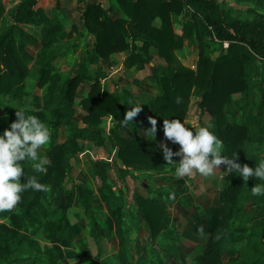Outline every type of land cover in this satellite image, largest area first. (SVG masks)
I'll return each instance as SVG.
<instances>
[{
	"label": "trees",
	"instance_id": "trees-1",
	"mask_svg": "<svg viewBox=\"0 0 264 264\" xmlns=\"http://www.w3.org/2000/svg\"><path fill=\"white\" fill-rule=\"evenodd\" d=\"M116 1L125 17L115 20L109 19L100 2L84 5L82 25L94 36L95 41L85 51L84 60H78L72 73L63 76L54 64L64 47L59 38L64 27L58 12H63L59 1L53 13L48 15L45 12V0H17L7 11L10 19L2 21L6 10L0 0V96H7L13 104L6 112V119L0 117V135L10 128L16 119L15 111L19 109H24L26 115L37 116L50 131L53 128L57 130L61 125L69 128L63 142L54 144L53 136L50 135V144L44 150L51 161L47 174L36 173L29 163L22 165L26 176L35 175L40 183L50 186L51 190L47 193L31 189L25 191L16 209L0 212V264H62L60 249L68 250L75 246L71 223L65 211L72 201H76L87 212L91 197L85 191V184L74 182L70 174L72 156L83 146L82 141L104 148H116L123 165L118 171L124 175L134 170L153 173L165 171V162L150 134L141 139L138 136L125 137L117 131L118 128H124L121 124L124 117L120 94L131 97L125 90L119 91L118 85H114L113 92H108L99 81H93L86 96L79 99L75 96L78 85L90 77L88 64L106 59L112 53L131 47L124 61L125 66L143 68L152 58L149 47L154 46L165 64L150 67L161 88V94L146 102L151 112L162 122L167 119L183 122L191 91L196 88L200 92L197 105L214 117L225 157L235 159L237 155V162L241 165L248 164L252 168L259 166L258 156L243 151L242 146L246 141L256 145L264 143V84L261 85L255 116L245 122L232 123L228 120V113L231 110L229 105L234 101L232 95L248 93L256 61H264V15L256 14L252 19H241L230 14L219 0ZM237 1L264 6L261 0ZM185 6L189 8L187 20L182 24L179 34L173 29L171 15L180 14ZM155 20L159 21V25L155 24ZM26 25L39 27L40 47L35 55L26 47L38 45V39L25 28ZM194 36L199 41V53L193 69L179 61L176 51L182 48L184 38L192 41ZM224 41L228 42L226 48L222 45ZM218 48L220 50L216 57L205 52V49ZM34 67L38 75L35 81L32 80L34 85L42 87L47 84L41 96L26 90L31 81L27 75ZM177 97L182 101L179 104L176 103ZM56 111L62 114L59 121ZM109 116L115 122L107 135L97 134L93 128L100 127L103 118ZM78 121L84 126L78 125ZM188 127L195 134L194 127ZM87 171L113 206H120L121 211L125 207L140 211L147 222L151 241L158 239L157 242H160V237L170 226L165 200L169 203L175 201L176 192L153 191V195L149 192V195L144 196L134 191L132 205H127V201H120L119 193L112 188L105 162L90 161ZM230 172L233 176L223 190V200L209 231L202 264H220L225 238H234L230 221L245 197L247 184L253 183L252 177L245 183L238 172ZM21 182L25 183L26 178L21 177ZM66 184L71 185L68 188ZM147 186L145 189L152 191ZM173 193L174 199H170ZM260 224L264 227V219ZM113 225L117 228L118 236V249L112 255L113 261L133 264L127 256L122 220L115 217ZM39 230L43 231L42 238L47 241L44 247L36 239ZM89 234L97 236L94 226L89 229ZM159 255L155 248L152 249V264H163Z\"/></svg>",
	"mask_w": 264,
	"mask_h": 264
},
{
	"label": "rangeland",
	"instance_id": "rangeland-1",
	"mask_svg": "<svg viewBox=\"0 0 264 264\" xmlns=\"http://www.w3.org/2000/svg\"><path fill=\"white\" fill-rule=\"evenodd\" d=\"M50 1L51 3L54 2V0ZM2 2L6 11L1 19L8 21L7 11L12 7L13 1L2 0ZM220 3L222 7L229 11V13L231 12L230 14L241 19H252L256 14L264 15V6L256 3L247 2L239 4L236 0H220ZM65 5L68 16L71 17L74 14L71 21H74L73 24L74 27H76V38L70 43L79 46L78 36L81 30H84L82 19L81 21L80 19H77V11L79 9L74 0H65ZM50 9L51 7L48 8L47 11H50ZM79 11L81 12V10ZM185 21L186 20L183 19L182 23ZM177 24L175 23L174 25L176 26V28L174 27L175 29H179ZM30 31L35 35H38L36 33L37 29L34 26ZM89 39V36H86L83 38V41L87 43ZM219 50V48L213 50L205 49V52L212 54L214 57ZM188 51L191 53L190 50ZM197 52V49L192 50L191 55L195 58ZM84 57V49L78 50L76 54L73 52V54L70 55L69 63L68 61L62 63V67H60L62 70L61 74H71L72 69L78 60L81 59L83 61ZM255 67H257L256 71L252 75L253 78L249 81V90L246 95V97L249 96L248 99L242 94L237 100H234L232 104L229 105L232 110L238 111V114H236L237 121L245 122L256 115L255 109L258 105V97L260 89L262 88L261 85L264 84V61H256ZM36 77L37 73L35 72V67L31 68V71L27 75V79L29 78L31 81L26 90L30 92L32 91L40 96L43 91V86L37 87L34 85L32 80L35 81ZM191 100L192 102L188 109L189 116L192 110L195 112L197 109L195 107L197 101L194 100V96ZM243 106L247 108L246 112L243 111V108L240 109ZM12 107L13 104H11V102L4 98V96H0V117L6 119L7 116L5 111ZM262 120L264 121V115L262 116ZM65 130L68 131L69 128L66 127ZM62 138L63 136L61 139ZM46 148H48L47 145L44 146L43 152ZM242 150L257 155L259 164L264 162V143L262 145H256L251 141H246L242 146ZM78 157L77 154L72 156L71 168L73 167V164L77 162ZM95 159L96 158H94V160ZM176 159L174 156L173 160L177 163ZM118 168L119 167H113L112 170L108 168V175L112 188L119 193L120 201L125 199L126 201H129L127 202V205L129 203L132 205L133 195L131 193L133 183L128 177H125L126 175L120 173ZM71 171L73 170L71 169ZM74 175L75 172L73 171L71 176L73 181L76 182L78 180L74 178ZM221 175L223 176L221 177L220 182L216 181L215 183L216 187H212L213 183L209 179H203L204 184H209L211 187L207 186V188L200 193H197L194 187L188 186L191 176L178 178L175 175V166H169V172L167 173H163L160 176L154 174L153 177H150L151 180L147 187H150L152 191H148L144 187L142 195L147 196L149 195V192L153 195V191L177 193L175 201L169 203L165 200L167 212L170 217V226L165 230L166 232H164V235L160 237V242H157L158 239L151 241L148 234L147 222L140 211H137L134 208L128 210V208L125 207V209L122 211L120 210V212L115 214L116 218L118 217L122 220L124 242H126L125 244L129 260H131L133 264H152V249L155 248V250L160 253L159 256L163 264H202L209 231L215 223L217 207L222 203L223 190L225 189L226 184L232 179V176L224 175L223 172H221ZM76 177L78 178V176ZM252 179L253 183L249 182L247 184L245 197L240 202V205L230 221V229L234 238H225L223 242V252H221L220 255V264H264V237L262 236L264 227L260 224V221L264 219V195L253 196L251 192V188L255 184H264V181L256 179L255 177H252ZM89 181H92V185L97 186V181L94 179ZM194 181H196V179H194L193 182ZM70 185L71 184H66V187L69 188ZM211 202H213V208L204 211L203 208L211 205ZM89 205L90 208L85 212L84 207L81 204L72 201V204L65 211L70 223H77L81 230L87 231L89 241L87 244L85 243L86 247H83L82 244L78 243L73 247L74 249H60L62 253L61 263L118 264L117 261H113L112 259V255H114L118 249L117 228L113 225L115 217L113 218L111 214L103 213L101 209L102 206L99 204L101 207L99 208L97 201H94V203L89 202ZM205 212H207V214ZM202 215H206V217L201 218ZM107 216L112 219L111 223H109L110 229L107 226V222L110 221L107 219ZM176 218H179V221H176ZM200 219L204 221L203 226L199 225ZM91 225L96 229V237L90 236L89 234V229L92 227ZM200 229H203L202 233L199 231ZM42 233L43 231L39 230L36 239L44 247L45 242L42 238ZM100 235H103L106 240L103 239L101 241ZM102 253L105 254V256L101 259L100 256Z\"/></svg>",
	"mask_w": 264,
	"mask_h": 264
},
{
	"label": "crops",
	"instance_id": "crops-1",
	"mask_svg": "<svg viewBox=\"0 0 264 264\" xmlns=\"http://www.w3.org/2000/svg\"><path fill=\"white\" fill-rule=\"evenodd\" d=\"M12 1H13L12 6L17 3V0H12ZM57 1H59L60 6L63 9V12L61 11H58V12L60 13V18L64 26L63 30L60 33V37H59L64 47L61 49V54L55 59L54 64L57 70L59 71V73H62V70L60 69V67H62V63L64 61H68L69 63L70 55L73 54V52L76 54L77 51L81 49H84L86 51L94 43L95 38L92 34H89L86 28L82 25L84 30H81L78 36L79 46H75L76 44L72 45L73 43L71 44L70 42H72V40L76 38V35H75L76 27H74V24H73L74 21H71L72 20L71 18H73L74 14L71 17L68 16L66 12L67 10H66V5H65V0H57ZM57 1L54 0L53 2L54 4L51 3L50 0L46 1L45 12L48 15H51L53 13V10L55 9V5ZM261 1L264 3V0H261ZM74 2L76 3V6L78 7V9L81 10V12H82V8L84 7L86 3L100 2L104 6L106 10V14L110 20H115L117 18L125 17L123 11L121 10L116 0H74ZM237 2L241 4V3H247L248 1H237ZM258 5H262V4H258ZM47 6L48 8L51 7L50 11H47L48 10ZM79 10L77 11L78 12L77 19H80L81 21V12ZM188 10L189 8L185 6L183 12H181L180 14L171 15L173 28L174 27L176 28V26L174 25L175 23L176 24L178 23L177 26L179 27V29L174 28V31L176 33L180 34L182 32V24H183L182 21L183 19L187 20L186 12ZM9 19L10 18L8 16V20ZM2 21H4V19H2ZM155 24L159 25V21L155 20ZM33 26L34 25H26L25 28L30 31V29ZM34 27L37 29L36 33L38 35H35L34 33L33 34L38 39V45L36 46L27 45L26 47L27 50L32 55H35L36 51L40 47L39 27L38 26H34ZM86 36H89L90 38L87 43L83 41V38ZM198 47H199V41L197 37L194 36L192 41H189V39L184 38L182 48L176 51V55L179 61L185 66H188L194 69L197 63L199 52H197L195 58L191 54H192V50L197 49L198 51ZM130 50H131V47L127 48L126 50L122 52L112 53L106 59L99 60L95 64H88V68L90 71V74H89L90 77L89 79L82 81L78 85L75 96L77 99L83 98L84 96H86L87 92L90 89L91 82L93 81H99L101 84V87L108 92H113L114 85H118L119 91L125 90L126 93H128V95H130L131 97L129 98L126 96H122V94H120L121 95L120 106L122 108V113H123L122 116L124 117L125 112L132 110L133 107H142V111L138 114L137 117L133 119L134 122H128L127 124H125L123 121L121 122L124 128L123 129L118 128L117 131L120 135L125 136V137L138 136L141 139L147 138L148 135L145 136L144 131H146L147 129L151 127L149 123V117H152L157 120V133H156L154 140L156 141L158 145V151L163 161L165 162V171L161 173H153L152 171H146V170H134L131 173L126 174L125 177H128L133 183V187H132L133 189L131 193L133 195L134 191H137L143 194L144 187L146 185H149L150 180H151L150 177H153L154 174L155 175L157 174L158 176H160L163 173L169 172V166H167V162L163 158V150L162 148L159 147V145L161 143H165L174 152L178 151L180 146L178 144H172L171 142L165 140L162 120H160V118H158L157 115L152 113L146 104L148 99L161 94L160 85L158 84L157 78L152 75L150 67L153 65H164L165 61L158 55L157 49L154 46H150L149 52L152 58L149 63L145 64L143 68H138L136 65L128 67V66H125L124 61H125V58L129 55ZM188 50H190L191 53ZM217 54L214 57H216ZM256 68L257 67H255V71H256ZM67 75L68 74L63 75V76H67ZM46 87H47V84L43 86V91L41 95L45 93L47 89ZM240 95L242 94H238V93L233 94L232 100H237ZM246 95H247V91L243 93L244 97H246ZM193 96H194V100L198 102L200 92L196 88H193L191 91V97L193 98ZM248 97L249 96H247L246 98L248 99ZM4 98H6L10 102L7 96H4ZM191 99H190L189 108L192 102ZM195 107L197 109L195 110V112L194 110H192V112L190 113V116H189V110L187 111L186 117L184 119L186 126H195L194 127L195 131H198L199 128L207 127L209 131H211L219 140H221L219 137V133L216 127L214 117L210 116L206 111L201 109L198 105H196ZM242 108H243V111L246 112L247 108L243 106L240 109ZM77 109L78 111H80L79 105L77 106ZM255 113H256V110H255ZM56 114H57V120L59 121L62 117V114L59 111H56ZM236 114H238V111L231 109L228 113V116H229L228 120L232 123L237 121ZM103 119L104 121L102 125L100 127H94L93 129L96 131L97 134L107 135L109 128L112 126V124L115 121H113L114 119H112V117L110 116L104 117ZM78 125L84 126V124L81 121H78ZM65 128H66L65 126L61 125L57 128L58 130H54V128L51 130V136H53L54 144L64 141L69 131V130L68 131L65 130ZM62 136L63 138L61 139ZM82 142H83V146L79 148L76 152V154L79 156L78 160L75 164H73V167L71 168L75 172L74 178L78 180L76 182H81L85 184V191L87 192V194L91 195L90 202L94 203V201H97V204L98 205L101 204L102 206L101 208L99 205V208L102 209V212L111 214L114 218L115 214L120 212L121 207L115 206V205L113 206L109 202V200H107V198L104 196L103 192L99 190L96 185L95 186L92 185V181L91 182L89 181L92 178H90L88 174L87 166L90 164V161L94 160V158H96L95 160H101L105 162L106 165L109 162L107 168H110L111 170L113 169V167L123 166L120 162V159L117 156V149L116 148H104L103 146L93 145L86 141H82ZM49 144H50V140L47 146H49ZM222 155L225 156L224 148H223ZM175 159L177 163H179L181 157L175 156ZM71 169H70V174H73V171H71ZM221 172H223L224 175L233 176L230 171H227L226 165H221L220 168L214 169L213 175L209 177H204L200 175L199 173L194 172V174L190 177L188 186L194 187L197 193H200L201 191H204V189L207 188V186L211 187V185L209 184L205 185L203 182V179H209L213 183L212 187H216V184H215L216 181L220 182V179L223 176L221 175ZM76 176H78V178ZM192 179L193 180L196 179V181L193 182ZM213 206H214L213 202H211V205L203 208V210L205 211V210H209L210 208L212 209ZM205 213L207 214V212ZM204 217H206V215L201 216V218H204ZM107 219L110 220L109 222H107V226L110 229L109 223H111L112 219L109 218L108 216H107ZM177 220L179 221V218L178 219L176 218V221ZM199 225L203 226L204 221L200 219ZM71 232H72L73 242L75 246L76 244L79 243V244H82L83 247H86L85 243L87 244V242L89 241L88 240L89 235L87 231L81 230L78 227L77 223L75 224L71 223ZM100 236H101L100 237L101 241L103 239L106 240V238L103 235H100ZM44 242L45 244H47L46 243L47 241L45 239H44ZM104 256L105 254L102 253V255L100 256L101 259Z\"/></svg>",
	"mask_w": 264,
	"mask_h": 264
},
{
	"label": "clouds",
	"instance_id": "clouds-1",
	"mask_svg": "<svg viewBox=\"0 0 264 264\" xmlns=\"http://www.w3.org/2000/svg\"><path fill=\"white\" fill-rule=\"evenodd\" d=\"M181 102V98L177 97L176 103ZM141 111L142 107H133L126 111L123 122H133ZM15 117L10 128L0 135V212H12L16 209L22 200L21 194L25 191L31 189L47 193L51 190L50 186L40 183L35 175L26 176L22 166L29 163L36 173L47 174L51 161L43 149L49 143L50 130L37 116L26 115L24 109L16 110ZM149 123L151 127L144 133L145 136L150 134L154 139L157 120L149 117ZM163 131L166 141L180 146L174 152L165 143L159 145L167 166H175V175L178 178L192 176L194 172L209 177L213 175L214 169L226 165L227 171L238 172L245 183L250 177L264 181V162L252 168L248 164L238 163L237 155L235 159L223 156V142L207 127L199 128L194 134L184 121L167 119L163 120ZM174 156L181 157L179 163L173 160ZM21 177L26 178L25 183L21 182ZM251 192L253 196L264 195V184H255ZM169 198L174 199V193ZM199 231L202 233L203 229Z\"/></svg>",
	"mask_w": 264,
	"mask_h": 264
},
{
	"label": "built area",
	"instance_id": "built-area-1",
	"mask_svg": "<svg viewBox=\"0 0 264 264\" xmlns=\"http://www.w3.org/2000/svg\"><path fill=\"white\" fill-rule=\"evenodd\" d=\"M222 45H223L224 48H226V47L228 46V42H227V41H224V42L222 43Z\"/></svg>",
	"mask_w": 264,
	"mask_h": 264
}]
</instances>
